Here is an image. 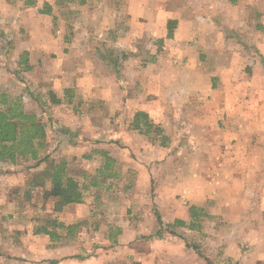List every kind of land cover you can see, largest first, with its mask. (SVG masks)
Masks as SVG:
<instances>
[{"label":"rangeland","instance_id":"obj_1","mask_svg":"<svg viewBox=\"0 0 264 264\" xmlns=\"http://www.w3.org/2000/svg\"><path fill=\"white\" fill-rule=\"evenodd\" d=\"M80 1L38 0L35 6H25L24 0H0V88L22 95L26 110L37 113L43 120L47 126L48 153L58 161L67 160L69 174L81 183L84 193L82 203L68 204L58 211L49 184L28 192V181L36 170L31 167L35 161L17 165L0 162V264H153L150 263L152 256L156 258L154 264H163L170 249L174 252L175 248L181 249L183 241L197 244L213 264H264V244L260 243L264 242V211L248 214L236 210L228 213L226 221L223 214L227 212L213 210L212 202L206 200L207 208L220 218L204 221L201 232L174 227L175 234L170 233L167 224L177 218L170 216L173 220L168 221V215H172L170 210L175 208L180 214V207L193 205L178 193L186 179L183 175L191 174L195 164L179 156L172 157L167 167L162 168L164 150L154 146L157 162L151 163L149 169L156 168L158 174L138 171V162L143 161L152 145L160 143V136L155 133L148 135L130 130L123 139L125 146H113L116 137L113 110L117 106L119 84L121 90L134 93L144 89L140 83L128 82V74L122 73L127 81L119 84L113 77L118 67L116 61H121L124 67L121 54L124 52L114 44L120 26L113 28L110 17L115 0L93 1L89 8ZM45 4L51 6V14L40 12ZM253 13L249 33H244L242 38L247 42L243 51L247 50L246 46H251L250 51H253L252 56L245 55L242 59L245 69L250 66L245 72L248 75L256 64L253 55L257 49L253 46L264 35V29L263 34L259 32L261 29H255L257 17L254 10ZM235 48L239 50L238 45ZM24 50L29 52L30 63L38 66L31 72L23 71V66L18 65ZM128 66L129 63L127 70ZM65 72L72 75L65 76ZM80 72H84V86H78L79 81H76ZM101 74L104 83H100ZM101 87L104 99L100 98ZM67 89L73 95L70 110L75 115H82L86 110L98 112L99 117L102 113L104 132L100 124L99 131H86L84 121L72 123L58 118V111L52 110L56 105L52 92L65 100ZM248 89L251 92V85ZM61 108L66 111L65 106ZM94 117L97 119L96 113ZM258 117V129L247 131L243 137L252 144L249 161L244 166L250 173L264 174V120ZM65 123H69L77 135L64 131ZM85 133L88 136H84ZM170 147L168 156H175L180 147ZM101 150L117 156L113 166L116 175L106 176L102 170L106 159ZM163 169L167 174H160ZM157 214L165 223L163 229ZM50 218L77 224L75 234L56 241L46 234H35L34 228ZM247 222L251 225L245 226ZM59 232L65 234L66 230L59 229ZM169 235L180 238L171 237L166 241ZM232 235L246 238L245 242L231 241ZM241 250L248 252L239 257ZM256 254L262 257L256 258ZM252 255L255 256L251 258Z\"/></svg>","mask_w":264,"mask_h":264},{"label":"crops","instance_id":"obj_2","mask_svg":"<svg viewBox=\"0 0 264 264\" xmlns=\"http://www.w3.org/2000/svg\"><path fill=\"white\" fill-rule=\"evenodd\" d=\"M93 1L97 0H88L84 6L91 7ZM114 2L110 10L112 27L120 26L114 37V44L124 52L121 53L124 56V67L121 61H116L118 67L114 69L113 77L119 84L125 79L127 81L122 73L128 74V82L142 84L144 91L134 93L121 90L119 84L117 106L113 110L116 124L113 126V132L116 133L113 146H125L123 139L130 130L147 134L132 126L136 112L145 111L154 124L151 133L160 136V143L159 146L152 145L143 161L138 162V171L144 172L143 174H158L155 172L156 168L149 169L151 163L157 162L155 146L165 153L162 158L164 160L161 161L162 168L167 167L172 157L179 156L195 164L190 170L191 174L183 175L186 179L178 194L185 202L190 201L212 214L213 217L208 220L221 216H216L207 208L206 200L212 202L213 210L227 212V215L223 214L226 221L229 219L228 213L236 210L246 211L248 214L264 211V174L250 173L244 166L249 161L252 144L243 139L247 131L258 129V115L264 120V35L259 34L262 36L261 41L253 46L257 51L253 55V62L256 64L252 67L251 75L245 73L250 66H246V69L242 66L245 55L249 57L253 53L250 51L251 46H246L247 50L243 51L247 42L242 40L244 33H249V21L255 15L253 10L257 17L255 29H261L259 32L263 34L264 0ZM176 2L179 3L176 5ZM171 21L175 23L169 36ZM136 43L143 47H137ZM237 45L239 50L235 48ZM128 63L132 67L128 66L127 70ZM32 65V71L38 67L33 63ZM24 73L29 76L28 72ZM67 74L69 77L72 75L71 72H65V76ZM91 79L98 81L96 78ZM76 81H79L78 86H84V72L77 74ZM100 83H104L103 74ZM101 88L100 98L104 99V88ZM86 97L84 92V99ZM62 106L66 107V111H63ZM52 110L58 111L60 120L72 123L84 121L86 131H99L100 124V129L104 132L102 113L99 117L98 112L89 113L86 110L82 115H75L68 102L53 105ZM95 113L97 119L94 117ZM65 125L70 128L69 123ZM156 127H160L162 132L156 133ZM85 135L88 136V133ZM152 139L156 138L153 136ZM169 145L180 147L175 156H168L171 148ZM116 157L114 159L117 161ZM174 159L178 162L181 160ZM142 164L144 167H141ZM160 174L167 172L163 169ZM189 207H180V214L176 213L175 208L171 209L172 215H168V221L173 220L170 216L190 221ZM244 225L250 226L251 223ZM262 228L264 238V222ZM169 236L166 241L171 237L180 238ZM233 236L229 237L231 241L245 242L246 238ZM181 243V249L175 248V252L173 248L170 249L167 261L163 264H209L188 246V242L185 243L186 246L184 241ZM247 252L241 250L238 256ZM257 257L262 256L256 254ZM155 262L156 258L152 256L150 263Z\"/></svg>","mask_w":264,"mask_h":264},{"label":"trees","instance_id":"obj_3","mask_svg":"<svg viewBox=\"0 0 264 264\" xmlns=\"http://www.w3.org/2000/svg\"><path fill=\"white\" fill-rule=\"evenodd\" d=\"M87 1L81 0L80 3H86ZM231 1L234 2L236 0ZM37 3L38 0H24L25 6H35ZM40 12L51 14L52 8L49 4H45L44 8L40 9ZM173 23L175 22L171 21L169 23V36H171L174 28ZM28 54L29 52L24 50L20 55L18 65L23 66V71H30L33 68ZM70 91V89L66 90L68 98L65 100L64 98L57 97L52 92L53 103L68 102L71 104L73 102V95ZM132 126L140 132L149 134L154 124L150 121L148 113L140 110L136 112ZM64 131L70 135H77L69 128H64ZM155 131L156 133H161L162 129L156 127ZM47 149V126L43 120L37 113L26 110L22 95H15L10 91L0 88V162L17 165L28 160L35 161V164L31 167H35L36 170L28 181V192L35 191L39 187L49 184L50 194L56 198V210H63L68 204L82 203L84 201L82 185L69 174L67 160L62 159L58 161L52 158ZM101 153L106 159L105 165L102 168L106 176L116 175L117 172L113 171L116 160L106 150H101ZM189 211L191 216L190 221L178 218L172 224H167L170 233L175 234L174 227H185L201 232L204 221L213 217L205 208L196 205H191ZM157 216L159 223L162 224L161 229H163L164 222L162 217L159 214ZM76 228L77 224H65L57 218H50L43 224L36 226L34 233L46 234L52 241H56L69 238L75 234ZM59 229H65V234H61ZM188 246L204 257L209 264H213L210 258L203 254L197 244L188 243Z\"/></svg>","mask_w":264,"mask_h":264}]
</instances>
